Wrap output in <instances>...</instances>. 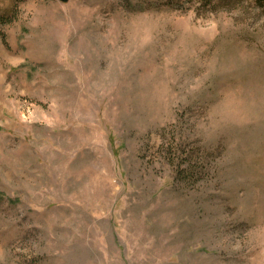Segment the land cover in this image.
Masks as SVG:
<instances>
[{
  "label": "rangeland",
  "instance_id": "obj_1",
  "mask_svg": "<svg viewBox=\"0 0 264 264\" xmlns=\"http://www.w3.org/2000/svg\"><path fill=\"white\" fill-rule=\"evenodd\" d=\"M0 264H264V3L0 0Z\"/></svg>",
  "mask_w": 264,
  "mask_h": 264
},
{
  "label": "water",
  "instance_id": "obj_2",
  "mask_svg": "<svg viewBox=\"0 0 264 264\" xmlns=\"http://www.w3.org/2000/svg\"><path fill=\"white\" fill-rule=\"evenodd\" d=\"M60 2H68L69 0H59Z\"/></svg>",
  "mask_w": 264,
  "mask_h": 264
},
{
  "label": "trees",
  "instance_id": "obj_3",
  "mask_svg": "<svg viewBox=\"0 0 264 264\" xmlns=\"http://www.w3.org/2000/svg\"><path fill=\"white\" fill-rule=\"evenodd\" d=\"M259 1H261L262 3H264V0H259Z\"/></svg>",
  "mask_w": 264,
  "mask_h": 264
}]
</instances>
